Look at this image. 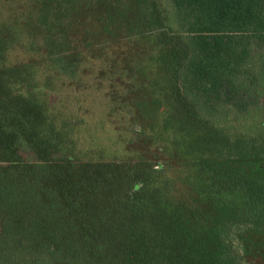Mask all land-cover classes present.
<instances>
[{"label":"rangeland","instance_id":"rangeland-1","mask_svg":"<svg viewBox=\"0 0 264 264\" xmlns=\"http://www.w3.org/2000/svg\"><path fill=\"white\" fill-rule=\"evenodd\" d=\"M102 1L0 0V102H11L9 113L15 119L10 125L26 122L23 111L33 104L43 116L45 135L56 136L59 130L66 135L62 150L45 157H67L80 165L130 163L148 190L167 195L189 213L194 226L187 236L192 241L188 253L264 264V229L247 231L245 224L238 226L232 216L225 220L224 214L229 203L240 205L243 198L244 205L251 200L255 205L250 207H264V98L250 104L240 126L209 132L214 117L190 107L179 82L162 66L159 22L147 17L130 30L120 17L111 23L117 21L118 28L104 34L95 10ZM131 1H142L146 12L156 7L170 19L176 14L170 0ZM133 16L130 12L128 18ZM251 58V85L243 72L229 75L257 86L264 79V56ZM142 99L147 112L140 115L133 103ZM193 138L210 147L207 157L185 148V139ZM21 140H14L8 153L18 152ZM31 153L23 157L35 153L39 159L42 150ZM204 156L206 165L199 163ZM32 206L23 199L19 206L30 224ZM263 217L264 212L258 213L256 221ZM29 229L24 238L11 241L9 253L0 252V259L8 261L11 253L12 264L25 261Z\"/></svg>","mask_w":264,"mask_h":264},{"label":"trees","instance_id":"trees-1","mask_svg":"<svg viewBox=\"0 0 264 264\" xmlns=\"http://www.w3.org/2000/svg\"><path fill=\"white\" fill-rule=\"evenodd\" d=\"M170 2L176 13L171 19L156 7L146 12L142 1L138 2L141 9L131 0L125 4L103 0L95 8L96 20L104 34L118 28L117 21L111 23L120 17L126 19L130 30L141 27L147 17L159 22L162 66L179 82L190 107L214 117L209 132L240 126L250 104L264 98V79L259 83L262 88L259 84L246 86L245 77L236 81L229 72H243L250 84L251 57L257 53L264 56V0ZM130 12L135 16L128 18ZM146 101L133 103L140 115L147 112ZM10 103L0 102L4 105L0 108V252L9 253L11 241L24 238L30 227L27 257L19 264H244L238 256L232 261L188 253L192 241L187 236L194 226L189 213L167 195L148 190L130 163L80 165L67 157H45L62 150L66 135L60 130L56 136L45 135L43 116L31 103L23 111L26 122L20 127L10 125L15 119L9 113ZM187 108L185 104L184 110ZM18 138L22 139L18 152L8 153ZM185 140L190 154L201 152L207 157L210 147L201 144L200 138L197 143L194 138ZM36 148L42 150L39 159L35 153L23 157ZM205 156L199 161L202 165L209 162ZM22 199L33 204L32 225L19 207ZM246 200L240 205L229 203L224 209L225 220L232 216L238 226L245 224L247 231L264 229V217L256 221L264 207L253 208L251 200L244 205ZM4 203L9 205L7 210ZM7 258L0 259V264H12L11 253Z\"/></svg>","mask_w":264,"mask_h":264}]
</instances>
